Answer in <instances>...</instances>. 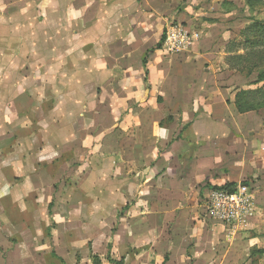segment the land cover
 I'll return each instance as SVG.
<instances>
[{
  "label": "crops",
  "instance_id": "crops-1",
  "mask_svg": "<svg viewBox=\"0 0 264 264\" xmlns=\"http://www.w3.org/2000/svg\"><path fill=\"white\" fill-rule=\"evenodd\" d=\"M253 20L244 0H0V264H258L264 104L240 94L264 84L231 60ZM171 23L187 53L162 52ZM248 181L231 234L204 200Z\"/></svg>",
  "mask_w": 264,
  "mask_h": 264
},
{
  "label": "built area",
  "instance_id": "built-area-1",
  "mask_svg": "<svg viewBox=\"0 0 264 264\" xmlns=\"http://www.w3.org/2000/svg\"><path fill=\"white\" fill-rule=\"evenodd\" d=\"M192 36L180 23L169 24L164 32L162 52L177 56L187 53ZM251 182H242L229 189H211L204 200L205 216L230 229L231 234L242 231L254 212V188Z\"/></svg>",
  "mask_w": 264,
  "mask_h": 264
},
{
  "label": "trees",
  "instance_id": "trees-1",
  "mask_svg": "<svg viewBox=\"0 0 264 264\" xmlns=\"http://www.w3.org/2000/svg\"><path fill=\"white\" fill-rule=\"evenodd\" d=\"M244 3L250 10H255V4H263L264 0H244ZM263 30H264V21L257 22V20H253V22L242 33L241 35L242 40L240 41L239 46H236L237 47L236 52L242 51V54L231 57V60H233V63H234L233 67L235 68V70L245 75H251L253 73H256L257 81L262 82L264 84V66H262L264 65L262 63L264 56H262V54H257V51L260 49V47L255 44L252 46L251 41H250V38H252V35L254 33H259ZM251 32H254V33L249 34ZM257 55L258 57H255ZM240 95L241 97L246 95L248 97L247 99H250V102H252L253 99L257 97L254 100L253 104L249 102L245 103L244 108H247L248 111L261 108L262 105L264 104V94H263L262 89H258V90H255L253 92H248V93L242 92ZM237 108L239 112L244 110L240 106H237ZM235 186L236 185H227L221 188H214V190L229 189ZM263 238H264V235H263ZM263 256H264V248L253 249L251 250L249 254V258L259 259V258H262Z\"/></svg>",
  "mask_w": 264,
  "mask_h": 264
},
{
  "label": "rangeland",
  "instance_id": "rangeland-1",
  "mask_svg": "<svg viewBox=\"0 0 264 264\" xmlns=\"http://www.w3.org/2000/svg\"><path fill=\"white\" fill-rule=\"evenodd\" d=\"M255 20H257V22H263L264 21V3L263 4H255ZM254 32H251L249 34H253ZM250 41H251L252 46L255 44V45L260 47V49L257 51V54H262V56H264V30L259 32V33H254L252 35V38H250ZM255 57H258V55ZM262 63L264 64V59H263ZM262 66H264V65H262ZM248 183H249V181H248ZM251 185H253V184H251ZM260 248H264V240H263L262 245H260ZM262 258L264 260V256ZM259 259L257 260V263L258 264H264V261L259 262Z\"/></svg>",
  "mask_w": 264,
  "mask_h": 264
}]
</instances>
